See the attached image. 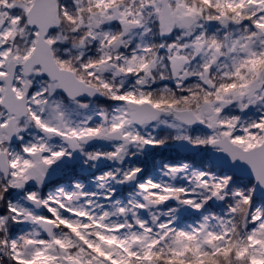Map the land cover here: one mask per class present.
I'll list each match as a JSON object with an SVG mask.
<instances>
[{
	"label": "rangeland",
	"instance_id": "rangeland-1",
	"mask_svg": "<svg viewBox=\"0 0 264 264\" xmlns=\"http://www.w3.org/2000/svg\"><path fill=\"white\" fill-rule=\"evenodd\" d=\"M121 1L123 7L119 5V0H67L65 2L68 5L58 0L60 25L51 29L46 36L60 66L70 68L80 79L86 77L92 84L100 86L107 98L120 100L122 97L108 93L111 86L108 76L103 73L107 72L106 68L101 70L102 66H97L98 62L86 64V69L79 65V68L64 65L56 57L52 43L56 42V47L60 49V42L68 38L73 41L74 49L81 51L86 49V42L98 39L99 54L104 60L108 50L114 48L107 39H111L115 32L127 29L128 39L132 36L139 38L137 45L147 49L150 56L148 62L152 59L157 62L158 52L154 46L157 41L150 43L148 34H152L154 22L157 23L160 13L158 0ZM186 1L171 0L173 14L178 17L190 13L197 18V22L189 30L181 28L182 40L159 44V75L166 76L164 58L173 53H185L192 59L183 71L186 72L185 77L194 69L192 62L198 59L206 65L209 59L214 62L216 57H223L220 60L224 66L222 71L231 74L241 61L253 63L252 57L264 68V62L262 64V60L258 59L264 54L261 52L264 51V40L256 37L252 28L249 30L245 26L254 22L264 29V0H207L211 3V16L204 15L203 6L195 3L189 5ZM227 1L234 5L231 6ZM89 2L101 7L88 13L86 4ZM30 3L31 0H0V100L3 94L2 75L6 71L8 58L13 56L20 62L33 47L35 30L25 23V11ZM253 3H256L255 7H252ZM234 7L237 9L232 10ZM236 10L245 13L242 27L246 32L237 33L235 38L230 39L226 31L225 52H222L221 31H224L225 24L227 26L222 17ZM246 18L248 21H244ZM206 27L211 34L207 33ZM232 29L236 30L235 27ZM203 33L206 34L205 38ZM160 34L164 32L160 30ZM204 40L211 42L207 47L211 52L202 51L201 43ZM115 50H121V46ZM162 50L163 53H160ZM133 52L127 57H140L141 51L134 48ZM204 56L206 58L202 59ZM125 60L123 65L126 62L129 65L131 60ZM201 72L196 69L203 84L211 83V89L223 82L216 75L206 79ZM247 73L240 76L239 83ZM260 75V82L264 81V73L260 72ZM37 76H41L38 68H34L27 77L18 68L14 77L16 94L25 93L28 103L27 116L17 124V144L7 145L4 142L3 126L7 114L0 108V150L4 149L9 165L8 178L3 186L14 194L5 204L7 213L13 216L11 220L15 227L12 226L11 234L7 230L8 218L4 214L0 215V244L6 253H10H7L8 257H14L15 260L39 259L51 264H134L135 260H139V264H159L156 255L148 263L142 259L148 245L159 238L157 251L166 255L164 264H172L179 256L183 258L184 264H264V192L253 195L252 181L239 179L229 173L220 175L206 161L198 169L190 167L187 162H176L157 166L159 169L153 171L158 170L157 180H150L151 176H148L129 187V190L121 187L124 177L133 171L128 165L131 158L142 147L154 145L160 138L165 139L159 144L160 148L168 144L172 146L187 135L193 143L203 144L204 150L208 140L219 134H227L233 142L244 148L258 144L264 136V85L254 94L249 93L248 85L227 90L226 94V91L217 90L210 93V98H206L209 100L203 102L202 110L197 112L209 129L197 132L189 131L172 117L167 119V116L159 118V123L136 127L129 122L128 113L122 104L110 102L106 112L88 103H68L57 94L59 90L56 83L48 80L44 83ZM259 76L255 74L256 79ZM251 86L254 87L253 84ZM187 88L175 90L176 95L181 96L182 90ZM206 92L208 94L205 89ZM191 97L192 94L184 101L192 104ZM234 100L240 101L235 104L240 109L260 107L256 111L258 118L263 121V127L258 128L260 132H256L259 122L254 123L255 119L247 117V121H244L237 117L221 116L222 108ZM85 107H89V110L82 114L81 109ZM209 108L212 114L204 117L202 112ZM112 129H120L127 136L128 143L113 142L107 138L97 140L100 133ZM81 135H90L93 139L86 145H73L71 140ZM84 156L91 159L92 166L84 161ZM78 158L81 160L80 171L86 173L89 179L86 184L75 181L69 187L42 191L45 182L58 174L65 162ZM0 178L3 179L1 173ZM176 179L178 183H175ZM173 185L177 190H172ZM214 192H219L224 200L218 205L213 204L216 207L208 208L207 203H211ZM178 193L180 197L176 196ZM72 194H77L76 201L71 200ZM120 194H125L127 198L124 199ZM170 200L177 203V210L195 212L194 219L182 227L176 224L178 217L172 213L166 214L168 218L159 220L156 211ZM38 218L49 219L62 227L54 230L48 239L36 224ZM125 223L127 227L122 228ZM3 225L7 227L1 228ZM16 227L17 230L13 232ZM80 238L86 239L87 245L96 252L82 248L85 246ZM167 241L175 246L177 254L169 253ZM187 244H191V250ZM132 255L134 259L130 258Z\"/></svg>",
	"mask_w": 264,
	"mask_h": 264
},
{
	"label": "water",
	"instance_id": "water-1",
	"mask_svg": "<svg viewBox=\"0 0 264 264\" xmlns=\"http://www.w3.org/2000/svg\"><path fill=\"white\" fill-rule=\"evenodd\" d=\"M57 2L58 0L31 1L25 11V23L27 27L35 30L33 47L20 62H17L13 56L7 60L6 71L2 75L3 94L0 100V108L7 114L3 126L6 144L15 142L18 121L28 114L26 94L17 95L13 86L18 68L21 74L27 77L37 67L40 75L55 82L58 90L70 100L75 98L94 99L100 96L98 87L80 79L72 69L60 66L55 60L51 43L46 36L51 29L60 25ZM159 4V27L164 29L166 35H169L176 18L171 11L169 0H159ZM177 21L183 28L189 29L194 25L195 18L191 14H183L178 17ZM92 26L94 27V24ZM255 31L258 36H264V31L259 26H255ZM186 62L187 59L184 55L173 54L169 57L168 69L173 80L179 78V73ZM180 85L181 82L176 83V86ZM125 104L129 110V122L135 125L153 122L165 114H172L177 121L187 126L202 124L201 119L189 108L170 110L158 108L147 101L141 103L127 101ZM210 113L211 111L206 110L204 115ZM104 138L120 142L127 141V136L120 129L105 130L99 134L97 140L100 141ZM77 140L87 144L91 140V136L81 135ZM208 147L210 148L209 163L220 169L222 173H229L243 180H251L254 195L264 192V137L258 144L244 148L233 142L227 134H219L208 143ZM147 148L151 149L153 145H149ZM173 148L179 153L194 154L198 152L200 145L192 143L190 137L187 136L174 142ZM143 172V168L132 171L124 178L123 183L129 187L133 186L141 179ZM0 173L4 180L8 178L9 165L4 149L0 150ZM76 199L77 194H72L71 200L76 201ZM223 200L224 198L219 192H214L211 196L212 203L216 205L222 203ZM36 224L47 238H51L53 231L58 229V226L49 219L38 218ZM126 227L127 223L122 228Z\"/></svg>",
	"mask_w": 264,
	"mask_h": 264
},
{
	"label": "flooded vegetation",
	"instance_id": "flooded-vegetation-1",
	"mask_svg": "<svg viewBox=\"0 0 264 264\" xmlns=\"http://www.w3.org/2000/svg\"><path fill=\"white\" fill-rule=\"evenodd\" d=\"M202 1H204V3H206V4H210V2H208L207 0H202ZM186 3L187 4L189 3V5H190L191 3H193V0H187ZM228 4H230L231 6L234 5L231 2H228ZM119 5L123 7V2L121 0H119ZM158 5H159V0H158ZM255 5H256V3H253L252 7H255ZM170 7H171V0H170ZM231 9L234 10V9H237V7H234ZM243 14H245V13H243L242 11L236 10V11H232V12H227L225 14L226 16L222 17L223 20L227 22V26L225 24L224 31L223 32L221 31V34H222L221 46H222V48L224 47V43L227 41V40H225L226 31H228V34L230 35V39L235 38L237 33L241 34V33L246 32V29H244L242 27L243 26ZM178 17L175 16L176 19ZM244 21H248V19L246 18V19H244ZM196 22H197V18H196L195 23ZM255 25H258V24L252 22L250 24L249 23L246 24L245 26H248L249 30L252 28L254 33H255V29H254ZM209 26H212V25H209ZM228 26L231 27L230 30L233 31L232 33L229 32L230 27H228ZM156 27H157L156 28V30H157V43L154 46H156L157 52H158L157 53V55H158L157 56V58H158L157 62L154 59H152L148 62V59L150 56H148L149 53H148L147 49H142L139 45H137L139 38L132 36L128 39L129 32L127 31V29H125L123 31L121 30V31L115 32L114 36L111 39H109V38L107 39L108 42H110L114 48L108 50L109 52L107 54L106 59H104V60H103L102 56L99 54L101 51L100 47H99V43L96 44L97 45L96 47L99 49V53H97V58H99V60H100V63H98L97 66L99 64H101V66H102L101 70L106 68L107 72L104 71L103 73H105V75L108 76V80L110 81V86H111L110 90L111 91H109L108 93L109 94L112 93L113 96L118 95V96L122 97L121 100L117 99V98H113V99L109 98V101L111 102V104L113 102H114L113 104H122L125 108V111L128 113V116H129V110L127 109L126 104H125L127 101H132V102H136V103H141V102L147 101V102H150L151 104H153L154 106H156L158 108L162 107L159 105V90L163 88V87H160V85H159L160 82L164 83L162 86L165 85L166 87H168V88H166V91L172 90L173 93H175V90L183 89L185 86H188L189 88H187L186 90H182V92H183L181 94L182 100L184 101V99L186 97L190 98V94H192L191 98H192L193 103L190 104V103H186L184 101L183 102L184 105L182 107L172 106V107H170V109H172V110L173 109H183V108L192 109L195 112V114L201 119L202 124L201 125H194V126H187V125H184V126H186L189 129V131L196 129L195 127H202L204 130H200L199 132H203V131L205 132V131H208V129H209V128L207 129L208 125H206L204 123L203 119L198 115L197 112L202 110L203 102L205 103V102H207V100H209L206 98H208V97L210 98V93H212V91H211L212 85L209 82L206 84H203L200 75L196 73V69L201 70L203 77L206 79L207 78L209 79L210 76L212 77V75L213 76L216 75L224 83H226V80H229L230 84L227 87V89L225 90L226 91L225 94L227 93V90L228 91L234 90V89L237 90L239 87L244 88L245 85H248L247 89H248L249 93L254 94L255 91L259 89V87L264 85V81L260 82V78L262 77V75L259 76L260 72L264 73V68L261 67V65L259 64L258 61H254V59H256L254 57H252L253 63H249V62L245 63V62L241 61L238 65H236L235 71L232 74L229 71H227V72H225V70L222 71V67H224V66L220 60L223 57H216V60L214 62H212L211 59H209V61H208V63H206V65L202 64L200 59L194 60L195 63L192 62V64H193L192 67L194 69H192L191 70L192 72L189 73V75L187 77H185L186 72L184 73L183 71L185 70L186 66H189L192 59L189 57L188 54L177 53V54L184 55L187 59L186 64L184 65L182 71L179 73V78L173 80L170 76V72L168 69L169 56L164 58V59H166V66H167L165 69L166 76L163 77L162 74L159 75V12H158V16H157ZM174 27L175 28L180 27V25L177 21L175 22ZM232 27H235L236 30H233ZM94 29H95V27H94ZM205 29H207V27ZM160 30H162V29H160ZM207 32H208V29H207ZM205 35L206 34L203 33V35H202L203 38H205ZM255 35H256V37L262 38L264 40V36L259 37L256 33H255ZM210 45H211V42H209V40H207V41L204 40L201 43V47L204 49L202 51L211 52V50H209V48H207ZM212 45L214 46V44H212ZM104 46H106V45H104ZM119 46H121V50H118V51L115 50V48H118ZM134 48L138 51H141V55L137 59L135 58V56L133 58L127 57L128 55L134 54V52H133ZM222 52H225L224 48L222 49ZM261 52L263 53L264 51L261 50ZM213 55L215 56L216 54H213ZM207 57L210 58L211 55H207ZM259 57L260 58H258V59H261L262 60L261 63L263 64L264 54H261V56H259ZM125 58H127L128 60H131L129 65H127V62H126L125 66L123 65ZM201 58L204 59V58H206V56L201 57ZM125 61H127V60H125ZM151 66H153V67H151ZM245 72H248V73L245 75V78H243L241 80V82L239 83L240 76L242 74H244ZM255 74H256V77L259 76V79L255 78ZM83 80L88 83V81H86L85 79H83ZM177 82H181V85L176 86ZM251 84H253L254 87L251 86ZM203 86H205V88ZM96 87H98V89H99L100 96H98L97 98H94V99H90V100L97 101L101 97L106 100L107 97L102 92V88L100 86H96ZM205 89L208 90V94H207V92L205 93ZM66 99L71 103H76V102L84 103V102H86L88 104L89 103L91 104V102L89 101V98H75L73 100H70L68 98H66ZM239 102L234 100V101L228 103L224 108H222V110H226L225 108L235 106L238 108V110L247 112V111L253 110V108H254V107H251L247 110H246V108L240 109L238 105L237 106L235 105ZM209 109H210L209 111H211V113L209 115H204V112L206 110H204L202 112V115L204 117L210 116L212 114V109L211 108H209ZM165 116H167V119H170L168 117L173 118V116L171 114H165V115H162V116L156 118L153 122L144 123L142 125H135V124H133V125L136 127H142V126L147 127V126H150L152 124L159 123V118H162ZM173 120H176V119L173 118ZM196 131H198V130H196ZM187 136H189V135H187ZM77 138L71 140L73 145H77L78 143H81L77 140ZM92 139H91V141H92ZM109 141L117 142L115 140H109ZM209 141L210 140H208V142ZM208 142L206 143V146H207ZM127 143L128 142L126 141L124 144H127ZM81 144H83V143H81ZM84 145H86V144H84ZM155 147H157L156 153L158 155L157 160L159 161V139H158L157 143H154L153 148H151V149H147V147H145V146L142 147V149H140V151L136 154L135 157L137 159H139L140 161H143L144 156H146V151H152ZM199 151H205L206 154H208L209 148L204 150V147L202 146V144H200ZM181 154L188 155V156H186L187 158L194 155V154H186V153H181ZM182 162H186V161L183 160ZM138 168H143V167L140 166L137 168H133L132 170L138 169ZM143 177H146V175L143 174Z\"/></svg>",
	"mask_w": 264,
	"mask_h": 264
},
{
	"label": "trees",
	"instance_id": "trees-1",
	"mask_svg": "<svg viewBox=\"0 0 264 264\" xmlns=\"http://www.w3.org/2000/svg\"><path fill=\"white\" fill-rule=\"evenodd\" d=\"M59 1H60V3H64L67 0H59ZM201 1L202 0H193V3H195L197 6H199V5L203 6L202 8L205 12L204 15L208 14L209 16H211V5H210L211 3L206 4V3H204V1H202V2ZM86 6H87V8H89L88 13L90 11L97 10L98 8L101 7L99 4H94V2H89L86 4ZM71 13L72 14L75 13L73 10V7L71 8ZM22 19H23L22 20V22H23L24 18H22ZM115 25H117V24H115ZM73 27H74V25H73ZM71 30L69 29V31H71ZM180 30H182L180 27L174 28L172 30V32L170 33V35H165V34L161 35L160 29H159V44H169V43H172L173 41H176L177 39L182 40L183 35H182V32ZM207 33L211 34L210 31H208ZM81 34L84 35L83 32ZM69 37H71V36H69ZM148 39H149L150 43H156V41H157V38H156V22H154L152 34H150V33L148 34ZM97 40L98 39H96V41H93L91 43L86 42V44H87L86 49L81 50V51L74 49L75 45L72 43L73 41L72 40L69 41L68 38L63 39V43L60 42V44H59L60 49H58L56 47V45H57L56 42H53L52 46L54 47V53H55L56 57L59 59V61L61 63H63L64 65H68L69 67H72V68H75L79 65L80 67L82 66L84 69L86 64L90 65V64L100 62L99 58H97V52L99 53V49L96 47L97 46L96 44H98ZM65 50L67 53L65 52ZM160 53H163V50L160 51ZM79 66L77 68H79ZM37 78L40 80H43L44 83H47L46 77L37 76ZM83 79L88 80V78H86V77H84ZM163 84H164L163 82H160L159 83L160 87H163L164 89L168 88L165 85L162 86ZM229 84H230L229 80H226V83H224V82L217 83L215 86L216 89L211 90L212 94L215 92V90H217L218 92H224L227 89V87L229 86ZM162 91H163L162 89L159 90V96H161V99H159V105L160 106H162V107H169V106L182 107L184 105V103H183L184 101L182 100V96L181 97L177 96L175 93H173L172 90L171 91L165 90L163 92ZM57 94L59 96H62L65 99V101L69 103V101L64 97V95H62L59 91H57ZM89 101L91 102V104L90 103L88 104L90 106H97L100 110H104L106 112L109 110V106H110L109 98H106V100H105L101 97L97 101H95V100H89ZM84 103H86V102H84ZM85 108L86 109H81L82 114H85L89 110V107H85ZM225 109L226 110H221V116H223V117H226V116L232 117V118L237 117L240 120H244V121H247V117H250L252 119H255L254 123L259 122V126L256 127V129H257L256 132H260V131H258V128L263 127V125H262L263 121L261 120L262 118L259 119L258 114H257L260 107H254L253 110H250L247 112L238 110V108L235 106H231V107H228ZM195 128L196 129H194L192 131L198 130L197 132H199L200 130H204L202 127H195ZM192 137H194V136H192ZM163 140H165V139H163ZM163 140L160 138L159 144L161 142H163ZM17 143H18V141L16 139L14 144H17ZM155 149H157V147H155L154 150H152V151H146V156H144L143 161H140L136 157L131 158L130 163L128 164L129 167L134 168V167H140L141 166L144 168V175H146V178L148 176H151L150 180H157L159 178L157 176V174L159 175L158 170L155 172H153V171H154V169L160 167L161 164L176 163V162H182L183 160H185L189 164L190 167L198 169L200 166H203L205 163V153H206L205 151L199 152V153L192 155V156L187 158L186 156H188V155L178 153L171 146V144H168V146H163L161 148L159 145V161H158L157 160L158 155H157ZM83 159H84V161L88 162L87 163L88 165H91V166L93 165L91 163L92 162L91 159L88 160L85 156ZM80 163H81V160H79V158L77 160L75 159L72 162H65V164L61 167L62 170L58 174L54 175L51 179L47 180V182H45V184L42 186V191L48 190V189L54 190V189L62 188V187H69L75 181H81L82 183L86 184L89 181V179L87 178L86 173L80 171V166H81ZM211 167L215 168L213 165H211ZM215 169H217V168H215ZM217 170H218L219 174L222 175L221 171H219V169H217ZM6 180H3L0 178V215H3V214L6 215V217L9 220V225H8V227L3 225L1 228L4 229L7 227V230H10L8 232V234H11V232H12L11 229H13L12 226H14V224L12 222H14V221L11 220L13 217L12 214L7 213L8 207H6L5 204L8 203V200L10 201L13 198L14 194H12L13 191H11L9 188H5L3 186L5 184L4 181H6ZM175 183H178L177 179L175 180ZM121 187L125 188L126 190H129L124 185H121ZM172 190H177V189H175L174 185H173ZM116 194H117V192H116ZM120 196H123L124 199L127 198V196L125 194H120ZM176 196L180 197L181 194L178 193V194H176ZM172 198H174V197H172ZM207 204H208V208L210 206L216 207L215 205H213L209 201ZM177 209H178L177 203H174L172 200H170V201H167L166 203H164L161 208L159 207V210L156 211V214H157L158 218L160 217L159 220H161V218L162 219L168 218V216L166 214L170 215V213H172L173 216H175L176 218L178 217V222L176 224L180 227H182L186 223L191 222L192 219H194V217L196 216L195 212H185V211H181V210H177ZM183 222H185V223H183ZM17 227L13 230V232H15V230H17ZM61 227L62 226L59 225V228H61ZM1 232H2V229H1L0 233ZM80 239L82 240V238H80ZM168 241H171V239H169ZM168 241H167V243H168V247L170 249L169 253L174 254V255L177 254V250L175 249V246L173 247V244L171 242H168ZM82 242L85 246L82 248H84L85 250H87L89 252H90V250L96 252L94 249H92V247H89L87 245L88 243H87L86 239L82 240ZM159 244H160L159 238H155V240L152 241L148 245V247L146 248V252L143 253L142 259L144 258L145 261L148 263L150 261V258H152L153 256L155 257V255H156V257H158L157 261L159 262V264H164V260L166 258V255L161 254L157 251V249H159ZM187 247L189 250L192 249L191 244H189ZM197 251L198 250H196V252ZM7 253L10 255V253L8 251H7ZM7 253L5 252V248L3 247V245L0 244V255H1L0 264H12V263H14V264H51V262H45V261H41L39 259L15 260L14 257H8ZM100 253H101V255H103L102 252H100ZM130 258L134 259V256L132 255V257H130ZM183 261H184L183 258L181 256H179V258L174 260L172 264H184ZM138 262H139V260H135L134 264H139ZM140 262H142V261H140Z\"/></svg>",
	"mask_w": 264,
	"mask_h": 264
}]
</instances>
